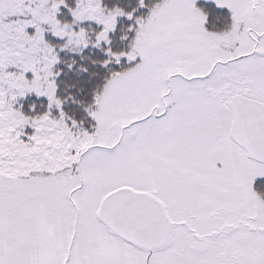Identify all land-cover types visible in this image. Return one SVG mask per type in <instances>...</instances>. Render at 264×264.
<instances>
[{
	"label": "snow or ice",
	"instance_id": "6c2138e0",
	"mask_svg": "<svg viewBox=\"0 0 264 264\" xmlns=\"http://www.w3.org/2000/svg\"><path fill=\"white\" fill-rule=\"evenodd\" d=\"M0 264H264V0H0Z\"/></svg>",
	"mask_w": 264,
	"mask_h": 264
}]
</instances>
